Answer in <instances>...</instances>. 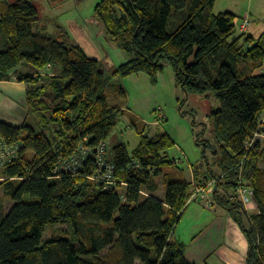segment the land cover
I'll use <instances>...</instances> for the list:
<instances>
[{"label": "trees", "instance_id": "trees-1", "mask_svg": "<svg viewBox=\"0 0 264 264\" xmlns=\"http://www.w3.org/2000/svg\"><path fill=\"white\" fill-rule=\"evenodd\" d=\"M216 1L102 0L96 6L110 38L133 54L114 77L145 73L157 84L168 62L187 94L213 95L220 103L210 118L221 175L211 168L199 174L194 165L195 185L166 171L179 163L170 153L176 141L165 132L149 135L134 117L140 142L132 151L125 143L114 146L107 157L119 184L105 190L90 178L98 169L92 154L77 174L57 169L82 146L94 152L107 144L124 113L108 104L109 77L80 46L35 32L39 12L30 0H0V81L17 69H35L19 72L18 80L33 85L26 104L41 128L0 119V137L22 145L0 170V186L15 201L7 213L0 202V264H194L174 233L195 186L213 181L214 203L248 240L246 264H264V140L255 138L264 132V32H239L237 15L215 13ZM42 69L59 73H46L49 84L37 86ZM159 176L164 198L154 195ZM242 187L253 190L256 212L245 209ZM61 223L71 234L43 241L46 228Z\"/></svg>", "mask_w": 264, "mask_h": 264}, {"label": "rangeland", "instance_id": "rangeland-1", "mask_svg": "<svg viewBox=\"0 0 264 264\" xmlns=\"http://www.w3.org/2000/svg\"><path fill=\"white\" fill-rule=\"evenodd\" d=\"M7 1L13 3L17 0ZM30 1L39 12V21L33 26L35 32L64 41L71 46H80L87 55L99 61L103 71L110 79L106 89L108 104L111 107L122 108L124 113L118 119L113 133L107 140L108 157L112 158L113 148L119 143H125L129 151H132L139 144L140 135L131 123L135 117L147 125L149 135L165 132L176 141V146L170 153L179 158V163L168 167L165 169L166 171L171 170L175 174L179 172L181 177L188 178L191 176L190 168L194 165L199 167L200 172L207 171V168H211L213 172L218 170L216 164L218 158L215 154L216 142L210 114L212 110L220 106V103L213 95L187 94L177 85L175 70L168 62L165 63L164 70L159 74L157 84H153L150 77L145 73L133 74L128 77H114L112 74L114 70L133 58V54L126 52L110 38L103 23L96 16V6L102 0ZM258 2L259 0H217L214 12L221 13L225 9H230L229 7H233L240 15L239 19L243 20L242 17L246 12H249L252 5ZM240 20L238 22H242ZM255 26H257L255 23L252 24L249 27L250 31H256ZM252 27L253 29H251ZM27 71L34 72L35 69H29L27 66L21 68L13 76L14 80L18 81L19 72ZM36 72L40 79L37 86L49 84L50 80H47L49 75L46 73L50 71L42 69L36 70ZM58 73L59 70L53 69L50 75L53 76ZM1 88L2 86H0V91ZM6 88L8 87L6 86ZM31 88L33 85L28 86V89ZM122 90L125 95L121 92ZM18 92L19 89L13 87L6 90L8 99L14 97L17 101L11 104L7 99L8 102L3 103V106L0 107V115L4 121L17 125L20 123L19 118H22L35 126L37 131H41L38 117L29 112L25 96H22L23 102L19 100ZM4 95L6 94L0 92V100H4ZM47 98L50 99L49 96ZM261 120L264 131V114ZM255 138L264 140V132L258 133ZM217 172L219 175L220 171ZM0 180H5L2 173H0ZM156 181L159 187L154 195L163 197L165 187L162 176L157 177ZM121 193L125 195V190H121ZM194 194H196V188H194ZM146 195H149L148 192H143V196ZM199 196L203 197L202 195ZM239 198L241 200L243 198L240 190ZM25 200H29V198L26 196ZM209 201L210 203L213 201L212 195L210 200H206L207 203ZM0 202L5 206V213L15 204V201L2 186H0ZM253 202L254 199L247 203L243 202L248 212H250ZM184 226L185 222L183 225L181 224L182 231ZM70 231V226L65 223L49 225L43 233V241L57 236L69 235L71 234Z\"/></svg>", "mask_w": 264, "mask_h": 264}, {"label": "crops", "instance_id": "crops-1", "mask_svg": "<svg viewBox=\"0 0 264 264\" xmlns=\"http://www.w3.org/2000/svg\"><path fill=\"white\" fill-rule=\"evenodd\" d=\"M229 8L230 9H225L221 12L232 11L237 15L235 21L239 32L249 31L256 36L264 32V0H259L257 4L252 5L250 11L246 12L244 17H242L243 20L249 21V25L245 30L240 28L241 22H238V20H240V15H238L233 7ZM254 23L257 26H255L256 31L253 32L250 31L249 27ZM251 29H253V27ZM16 71H18V69ZM47 71L51 72L50 69ZM50 72L48 74H50ZM15 74L16 72H12L11 79L0 81V86H2L0 92L6 94L4 95V100H0V107L3 106V103L8 102V100L11 104L17 101L14 97L8 99L6 90L11 87L19 89V100L23 102L24 99L22 96H25L26 102V94L29 85L26 82L14 80L13 76ZM6 86L8 88H6ZM0 119L3 120L1 115ZM22 121H24V119L19 118V122L21 123ZM20 123L19 125H21ZM190 170L191 176L185 179L194 183V169L191 167ZM217 171H220L219 175H221L219 167L218 170L215 171L216 175L219 173ZM201 173L202 172L199 174ZM177 175L180 176L179 172H177ZM162 196L163 197L160 198H164L165 191ZM256 211L257 204L254 201L251 204L250 212ZM184 222L185 226L182 231L181 224L183 225ZM174 237L186 244L185 258L190 263L246 264L249 244L241 227L225 209L215 204L213 201L207 203L201 196H196L189 200L181 221L175 230Z\"/></svg>", "mask_w": 264, "mask_h": 264}, {"label": "built area", "instance_id": "built-area-1", "mask_svg": "<svg viewBox=\"0 0 264 264\" xmlns=\"http://www.w3.org/2000/svg\"><path fill=\"white\" fill-rule=\"evenodd\" d=\"M248 25L249 21L243 20L240 24V28L245 30ZM21 148V144H8L0 137V170L8 162L18 156ZM89 154H92L95 157L98 165L97 171L90 178L101 184L105 190L116 189L119 184L115 173L116 166L113 162L109 161L107 157V144L105 142H101L95 148L94 152L91 148L82 146L78 153L74 154L69 160L63 161L57 171L77 174L78 171L84 167V160ZM195 188L196 194H194V196L202 195L203 198L208 201L214 191V181L209 183L207 188L201 186H196ZM240 193H242V201L245 203L254 199L253 190L250 188L242 187ZM208 203H210V201Z\"/></svg>", "mask_w": 264, "mask_h": 264}]
</instances>
